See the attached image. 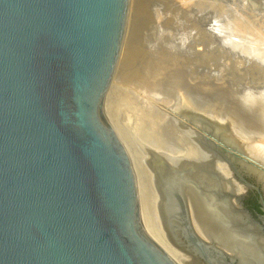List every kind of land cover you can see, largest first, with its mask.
<instances>
[{
	"label": "water",
	"instance_id": "obj_1",
	"mask_svg": "<svg viewBox=\"0 0 264 264\" xmlns=\"http://www.w3.org/2000/svg\"><path fill=\"white\" fill-rule=\"evenodd\" d=\"M129 0H0V264H179L143 227L104 100ZM183 264H264V154L158 216Z\"/></svg>",
	"mask_w": 264,
	"mask_h": 264
},
{
	"label": "rangeland",
	"instance_id": "obj_2",
	"mask_svg": "<svg viewBox=\"0 0 264 264\" xmlns=\"http://www.w3.org/2000/svg\"><path fill=\"white\" fill-rule=\"evenodd\" d=\"M125 34L104 110L134 159L139 205L159 237L163 230L158 216L177 198L176 179L197 181L184 162L224 168L246 155H263L264 136L244 122L240 107L246 98L240 95L247 89L264 94V0H129ZM156 88L166 93L154 98ZM230 97L236 98L232 105L226 100ZM192 111L230 130V140L238 148L225 142L229 137L218 128L205 130L197 122L185 125L181 115ZM139 115L157 119V140L146 138ZM205 171H198L203 178Z\"/></svg>",
	"mask_w": 264,
	"mask_h": 264
},
{
	"label": "bare ground",
	"instance_id": "obj_3",
	"mask_svg": "<svg viewBox=\"0 0 264 264\" xmlns=\"http://www.w3.org/2000/svg\"><path fill=\"white\" fill-rule=\"evenodd\" d=\"M126 35V34H125ZM235 43V42H234ZM170 45V44H169ZM232 45H236V44H232ZM237 45H238V43H237ZM125 46V45H124ZM241 46V45H240ZM236 47V46H235ZM234 47V48H235ZM239 47V46H238ZM238 47L236 48V49H238ZM191 48V47H190ZM241 48V47H240ZM180 49V48H179ZM232 50H233V48H232ZM122 51H123V48H122ZM248 52V51H247ZM123 53V52H122ZM207 54V53H206ZM236 54H238L237 53V51H236ZM241 54H243V53H241ZM209 55V54H208ZM262 60L264 61V55H262ZM237 59H239V58H237ZM250 59V58H249ZM263 63V62H262ZM118 68H119V66H118ZM117 69V68H116ZM116 69H115V71H116ZM115 75H116V73L114 72V74H113V77H112V82H111V85H110V88L108 89V91H107V97H106V99H105V103H107V98H108V94H109V92H110V89H111V87H112V84H113V81H114V79H115ZM151 75H153V74H151ZM147 77H148V74H147ZM146 77V78H147ZM151 78L152 77H148V79H150L151 80ZM147 81H149V80H147ZM245 86V85H244ZM248 88H249V86H248ZM251 90V89H250ZM249 89H247V93L246 94H244V92H243V94L244 95H240V97L241 96H243V97H245L246 99L243 101V99L241 100V101H243V102H241V103H243L242 104V107H240V111L243 113V115L245 116V117H243V120H244V122L246 123V125H247V127L249 128V129H251V131L253 130V131H255V132H257V133H260V134H262L263 136H264V97H262V95H264V94H260V95H258V94H256L254 91V89H253V92L252 91H250ZM257 92V91H256ZM164 93H166L165 92V90H162V89H159V88H156V90L155 91H152V95L154 96V98H160V97H162L163 95H164ZM258 93H262V92H259L258 91ZM231 95V94H230ZM236 95V94H235ZM234 95V97H236ZM261 96V97H260ZM148 97V96H147ZM233 97V98H234ZM239 97V98H240ZM242 97V98H243ZM233 98L232 97H230V99H227L226 98V100L229 102V105H232L231 103L234 101L233 100ZM234 99H236V98H234ZM155 101V100H154ZM160 101H163V100H160ZM159 101V102H160ZM157 102V101H156ZM159 102H157V103H159ZM162 103H165V104H167L165 101L164 102H162ZM163 106H165V105H163ZM106 107V106H105ZM105 110H106V108H105ZM200 114H202V113H197V112H189V113H182V115H181V118L182 119H186V122L184 123L185 125H188V123L189 124H195V122H197V123H199V124H203V125H205V130H207L208 128H211V127H214V128H218L220 131H224V133H225V136H226V134L228 135V137H229V139L228 138H226L225 140H224V138L221 136V134L220 133H217L218 131H216V129L214 130L213 129V132L216 134V135H218V137H220V138H223L222 140H224L225 142H231L232 143V145L233 146H235V147H237L238 148V146H237V144H235L234 143V140L233 141H231L230 139H232V137H231V131L230 130H228V129H225V130H223V128L222 127H219L218 126V124H214L212 121H209L208 119H206V118H204V117H201L200 116ZM144 115H146V114H144ZM156 116V115H155ZM160 116V115H159ZM161 117V116H160ZM209 117V116H208ZM146 118V124H144V119ZM153 118V117H152ZM165 118V117H164ZM210 118H212V117H210ZM109 119V118H108ZM138 119H139V125H141L143 128V133H145L146 134V138H155V132H156V129H157V127H156V121H157V119L156 118H153V121L151 120V117H149V116H145V117H143L142 115H139V117H138ZM159 119V121H161L160 120V118H158ZM162 119V118H161ZM213 120H215L216 121V119H214V118H212ZM155 122V123H154ZM217 122V121H216ZM142 123V124H141ZM159 124H160V122H159ZM143 125H145V126H143ZM161 125V124H160ZM218 127H217V126ZM205 130H203L202 129V131L204 132V133H206V134H208V132H206ZM115 132H116V134L118 135V137H119V134H118V132L115 130ZM175 132V131H174ZM199 133V132H198ZM201 136H202V134L201 133H199ZM208 135H210V134H208ZM211 136V135H210ZM224 136V137H225ZM119 138H121V137H119ZM156 138H158V137H156ZM155 138V139H156ZM122 139V138H121ZM120 139V140H121ZM153 140V141H155L156 142V140ZM159 140H162V139H159ZM149 141V140H148ZM220 141V140H219ZM162 142V141H161ZM156 144V143H155ZM160 144H162V143H160ZM228 144V143H227ZM230 145V144H229ZM127 146V145H126ZM162 147H164L165 149L168 147V146H166L164 143H163V145H161ZM166 146V147H165ZM158 147V146H157ZM174 147V146H173ZM129 149V148H128ZM163 149V148H162ZM165 149H163V150H165ZM168 149V148H167ZM170 149V148H169ZM168 149V150H169ZM167 150V151H168ZM176 150H178V149H176ZM180 151V150H179ZM130 152V151H129ZM170 152L172 153V154H176L177 152L175 151V149H172V147H171V149H170ZM261 152L264 154V147L261 149ZM181 153V152H180ZM183 153V152H182ZM170 154V153H169ZM130 156H131V158H132V161L131 162H133V165H134V167H135V162H134V159H133V157H132V155H131V153H130ZM253 156V155H252ZM197 162V161H196ZM194 163L195 164V166H191L190 165V163L189 162H184V164H187L186 166H187V168H186V170H188V171H191V173L193 172V177L197 180V181H199L201 178H203L202 177V173H200V172H198L199 171V169L200 168H203V169H205V170H207V171H205V174H210V173H213L214 171H217V170H219V169H222V167L223 166H221V165H219V166H217V165H214L213 163H211V167H201V166H199V165H197L196 166V164L197 163ZM184 164H180L181 166H185ZM203 164V163H202ZM223 165V164H222ZM167 166V165H166ZM180 166V167H181ZM134 169V168H133ZM135 170H136V167H135ZM209 170V171H208ZM136 176H137V180H138V183H137V186H138V192H139V188H140V186H139V177H138V174H137V171H136ZM176 180H178V181H176V182H174L176 185H177V187H176V190H174V193H173V196L176 198V197H178L179 195H181V193L182 192H184L183 191V189L185 188L184 186H187V187H191L194 183H196V182H194L193 181V179H185L184 177H179V178H177ZM173 183V184H174ZM182 187H183V189H182ZM177 190H179V192H177ZM185 190H187L186 188H185ZM141 212H142V215H141V221H142V224H143V227H144V229H145V232L150 236V237H152L158 244H160L162 247H165V249L167 250V251H169V253L171 254V256L180 264H183V262H182V255L180 254V253H178L179 251L178 250H175V249H171V247H169L168 245H167V240H166V237L164 236V233L163 232H161L160 231V236L158 237V236H156V235H154V233H152V231L150 230L151 228H150V226H149V223H148V215H147V212H146V210H145V207H144V212H143V209H141ZM144 213H145V218H146V222H145V219H144ZM154 213V212H153ZM147 224V225H146ZM146 226H147V228H146ZM149 230V231H148ZM152 233V234H151ZM178 251V252H177Z\"/></svg>",
	"mask_w": 264,
	"mask_h": 264
},
{
	"label": "flooded vegetation",
	"instance_id": "obj_4",
	"mask_svg": "<svg viewBox=\"0 0 264 264\" xmlns=\"http://www.w3.org/2000/svg\"><path fill=\"white\" fill-rule=\"evenodd\" d=\"M183 191H184V190H183ZM177 192H179V190H177ZM182 193H183V192H182ZM182 193H181V194H182Z\"/></svg>",
	"mask_w": 264,
	"mask_h": 264
}]
</instances>
